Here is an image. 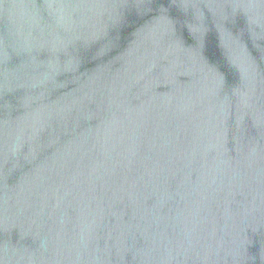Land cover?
<instances>
[{
    "label": "water",
    "instance_id": "water-1",
    "mask_svg": "<svg viewBox=\"0 0 264 264\" xmlns=\"http://www.w3.org/2000/svg\"><path fill=\"white\" fill-rule=\"evenodd\" d=\"M0 264H264V0H0Z\"/></svg>",
    "mask_w": 264,
    "mask_h": 264
}]
</instances>
